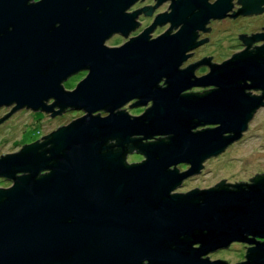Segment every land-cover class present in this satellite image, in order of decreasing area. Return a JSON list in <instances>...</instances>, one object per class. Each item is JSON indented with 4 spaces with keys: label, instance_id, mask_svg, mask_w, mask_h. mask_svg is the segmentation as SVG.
<instances>
[{
    "label": "water",
    "instance_id": "95a60500",
    "mask_svg": "<svg viewBox=\"0 0 264 264\" xmlns=\"http://www.w3.org/2000/svg\"><path fill=\"white\" fill-rule=\"evenodd\" d=\"M132 1L0 0V104L14 101L0 120L22 105L50 115L65 106L84 111L0 154V175L12 179L0 187V264H229L206 253L232 241L246 247L231 264H264L263 173L173 191L236 139L263 103L264 41L250 42L264 39V26L237 34L244 47L220 63L207 55L177 68L191 53L183 51L206 40L194 37L195 28L209 29L207 17L260 11L264 0H235V11L229 0H169L170 9L142 31L104 45L160 0L124 12ZM165 20L169 25L148 38ZM199 63L208 71L194 76ZM81 67L85 76L63 90L58 81ZM193 84L215 87L181 92ZM249 87L260 91H244ZM133 97L128 105H150L138 115L118 109ZM98 109L107 114L93 113ZM201 124L213 126L193 130ZM155 134L166 138L139 142ZM132 148L144 157L126 163ZM181 162L188 167L179 171Z\"/></svg>",
    "mask_w": 264,
    "mask_h": 264
},
{
    "label": "rangeland",
    "instance_id": "374dc122",
    "mask_svg": "<svg viewBox=\"0 0 264 264\" xmlns=\"http://www.w3.org/2000/svg\"><path fill=\"white\" fill-rule=\"evenodd\" d=\"M154 0H138L127 10H131L143 5H152ZM166 3L156 4L152 7L150 14L141 12L138 17V28L143 29L149 25L152 20V15L163 11ZM250 18L231 21L225 19L223 21H214L209 24L210 32L207 34V43L199 45L191 52L185 62L193 61L200 56L210 55V59L215 63H220L226 59L232 50H236L238 45L235 41V33L247 31L252 25ZM163 27L153 28L149 31V35L153 36L161 31ZM203 35V34H202ZM202 38V36H201ZM125 38L119 35H113L103 41L105 45H118ZM183 62L182 64H184ZM202 71V68L196 70V74ZM76 77L67 85L74 82ZM123 109L130 115H138L144 107L150 105L146 102L142 105L126 106ZM8 108H2L0 115L7 112ZM84 113L81 109H68L60 114L49 115L44 112L32 111L29 108L15 110L12 114L0 123V153L14 152L24 143H30L40 136L54 130L58 125H65L71 119L81 116ZM213 126V125H211ZM204 126V127H211ZM203 128V127H201ZM199 129V128H198ZM241 140L230 143L219 154L213 157H207L202 161L201 170L198 174H194L191 178H186L183 183L173 188V191L184 192L196 187L197 189L212 186L221 178L225 183H233L236 181L246 180L255 172L264 171V105L256 108L250 119L247 120L243 130ZM139 153H132L126 156L127 161L137 162L142 159ZM177 169L185 167L184 163H177ZM0 183H4L0 181ZM246 243L240 241H232L224 248H218L206 253L209 259H222L231 264L243 259Z\"/></svg>",
    "mask_w": 264,
    "mask_h": 264
},
{
    "label": "flooded vegetation",
    "instance_id": "af4514ba",
    "mask_svg": "<svg viewBox=\"0 0 264 264\" xmlns=\"http://www.w3.org/2000/svg\"><path fill=\"white\" fill-rule=\"evenodd\" d=\"M30 1H37V0H30ZM136 1H138V0H133L125 9H124V12H127V11H131V10H133V9H131V10H127L128 8H129V6H131V5H133ZM208 3H211L213 0H206ZM154 2H155V0H154ZM163 2H165L166 3V7H165V9H164V12H167L169 9H170V7H167L168 6V4H169V0H160L157 4H161V3H163ZM229 2H231V6L229 7V9L230 10H233V11H235V9H236V7H239L240 6V3L239 2H237V1H235V0H229ZM259 6H263L262 7V9L260 10V11H255V12H250V13H236L234 16H227V14H224L223 16H220V17H207V21H205L204 23H203V26H209V24H211V22H214V21H223V20H225V19H229V20H231V21H236V20H239V19H244V18H250L251 20H249L250 22L252 21V19L254 20V22H252V25L249 27V29L247 30V31H239V32H236L235 33V37H236V39H235V41H236V43H237V45H238V48L236 49V50H232L230 53H229V55L227 56V58L228 57H230V55L233 53V52H236V51H239V50H241L243 47H244V43L237 37L238 35L237 34H239V33H245V35H249L250 34V32H252V33H254V32H260V31H263V28H260V26H264V2H262V3H260L259 4ZM229 9H226L225 11H224V13H230V10ZM152 10V9H151ZM150 10V11H151ZM141 12L142 11H139V12H137V13H135V16L133 17V20H135L136 22H137V24L136 25H134L132 28H130L126 33H125V35L123 36V34H121V33H119V32H111L105 39H107V38H109V37H112L113 35H119L120 37H122V38H125L123 41H125V40H127L128 39V37H130V36H134V35H136L137 33H139L140 31H142V29L141 30H139V28H138V17L140 16V14H141ZM162 12V11H161ZM150 14V13H149ZM156 14V13H155ZM155 14H153L152 15V19H153V17H154V15ZM151 22H152V20H151ZM169 25V21L168 20H165V21H163L162 23H160V24H157V23H154L153 24V26H152V28H151V30H153V28H159V27H163L164 29L167 27ZM180 25V23H178V24H176V26H174V27H172V26H170V30L168 31V33H171V32H173L174 30H176L177 29V27ZM163 29V30H164ZM150 30V31H151ZM162 32V31H161ZM160 32V33H161ZM210 32V26H209V29L208 30H201V29H198V28H195V33H197L196 35H195V37H194V40H197V39H200L201 38V36L202 37H206L207 36V34L206 35H204L205 33H209ZM159 34V33H158ZM158 34H156V35H158ZM203 34V35H202ZM156 35H149V32H148V38H151V37H155ZM104 39V40H105ZM103 40V41H104ZM122 41V42H123ZM264 41V39H262V38H258V39H255V40H252L251 42H250V45H259V44H261L262 42ZM121 42V43H122ZM208 42V39L206 38V40H203V41H201L200 43H197L196 45H194V46H191L190 48H188V49H186V50H184L183 51V53H186V52H192L194 49H196L199 45H201V44H204V43H207ZM104 44V43H103ZM105 45V44H104ZM119 45V44H118ZM106 46H116V45H106ZM191 55V53H189V55H186L185 56V58H183L179 63H178V65H177V68H182V67H184L185 65H187L189 62H193V61H195V60H197V59H199V58H197V59H195V60H193V61H189V62H185L187 59V57H189ZM210 57V56H209ZM183 62H185L184 64H182ZM209 62H213L210 58H209ZM214 63H215V61H214ZM198 68H202V71L201 72H199V74H196L195 72H196V70L198 69ZM192 74L194 75V76H199V75H201V74H204L205 72H207L208 71V66H207V64H205V63H199V64H197V65H195L193 68H192ZM87 73V67H81V68H78V69H75L74 71H71V72H69V73H67L63 78H61L59 81H58V83L60 84V87L63 89V90H71L74 86H75V84L77 83V81H79L81 78H83L84 76H85V74ZM73 77H76V79H75V81L74 82H72L71 84H69V85H67V83L68 82H70V81H72V78ZM163 79V76L162 77H160L159 79H158V81L156 82V84H159V86H163L165 83L163 82V83H161L162 82V79ZM245 82H248L247 80H245ZM211 87H215L214 85H212V84H206V85H200V84H193V85H190L189 87H187V88H185L184 90H182L181 92H185V91H200L201 89H206V88H211ZM244 91H249V93H253V94H258L259 93V91H260V88H251V87H249V88H244ZM52 100V97H46L45 98V103H49L50 101ZM133 100H136V97H133V98H131V99H129V100H127L126 102H124L123 104H121L120 106H118V109H121L122 107H123V105L124 104H129L130 102H132ZM261 100L263 101V103L261 104V105H264V94H263V96H262V98H261ZM147 102H150L149 100L147 101ZM14 104V101H10V102H8L7 104H4V103H1L0 104V110L2 109V108H8L7 109V111L9 110V108L12 106ZM126 105V106H127ZM134 105H137V104H133L132 106H134ZM139 105V104H138ZM261 105H259V106H261ZM129 106V105H128ZM131 106V105H130ZM131 106V107H132ZM258 106V107H259ZM22 108H29V107H27V106H24V105H22V106H20V107H15L12 111H10L4 118H2L1 120H0V123H2L5 119H7L11 114H12V112H14L15 110H18V109H22ZM55 108H57V106H55V105H52V109H55ZM257 108V107H256ZM256 108L254 109V111L256 110ZM29 109H31V108H29ZM68 109H72L70 106H65L62 110H60V112L58 113V112H56V113H53L52 115H54V114H60V113H62L63 111H65V110H68ZM32 111H36V112H44V113H47V114H49L51 111L49 110V111H44L43 109H38V108H35V109H31ZM123 111H125L124 109H123ZM254 111L252 112V115H253V113H254ZM95 112H97L98 113V115H100V116H104V115H106L107 114V111L106 110H104V109H98V110H96V111H94L93 113H95ZM3 113H5V112H3ZM2 113V114H3ZM1 114V115H2ZM0 115V116H1ZM50 115V114H49ZM130 115V114H129ZM251 115V116H252ZM250 119V118H249ZM247 123V122H246ZM211 125H213V124H201V125H197V126H195L194 128H193V130H195V129H198V128H201V127H204V126H211ZM243 131H241L240 132V135L236 138V139H234V140H232L231 142H229L227 145H229L230 143H235V142H237V141H239V140H241V138L243 137V133H242ZM136 137H141L139 134H132V135H130V138H136ZM159 138H166V135H158V134H155V135H152V136H150V137H148V138H139V142L140 143H142V142H147V141H151V140H155V139H159ZM226 145V146H227ZM226 146H225V148H226ZM20 147H18L15 151H17L18 149H19ZM225 148H223V149H225ZM132 153H139V154H141L142 155V153L141 152H138V151H135L134 150V148H132L130 151H125V153H124V157H123V160L126 162V163H130L131 161H127V159H126V156L128 155H130V154H132ZM220 153V152H219ZM218 153V154H219ZM1 155H3L2 153H0ZM143 156V155H142ZM144 157V156H143ZM143 157H142V159H143ZM209 157H213V156H209ZM208 157V158H209ZM140 161V160H139ZM185 164V167L184 168H182V169H178L179 171H182V170H185L187 167H188V163H184ZM202 165V164H201ZM201 170V167H200V169L199 170H197V171H195V172H192V173H190V174H187V175H185L182 179H180V181H179V183H178V185L179 184H181V183H183V180H185L186 178H191L194 174H198L199 173V171ZM42 172H46V169H43V170H40L38 173H42ZM257 173H263L264 174V171H259V172H255V173H253L251 176H253V175H255V174H257ZM15 175H19V174H21V172H15L14 173ZM251 176H248L247 178H246V180H242V181H236V182H247V181H249V179L251 178ZM0 181H3L4 183H0V187L1 188H3V187H8V186H10L11 185V183H12V179L11 178H7V177H5V176H2V175H0ZM177 186V185H176ZM175 186V187H176Z\"/></svg>",
    "mask_w": 264,
    "mask_h": 264
}]
</instances>
